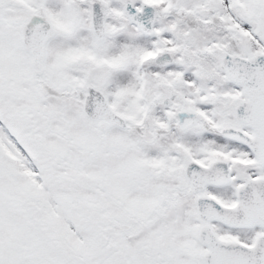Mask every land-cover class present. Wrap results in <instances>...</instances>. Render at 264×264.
I'll use <instances>...</instances> for the list:
<instances>
[{
  "label": "snow or ice",
  "instance_id": "1",
  "mask_svg": "<svg viewBox=\"0 0 264 264\" xmlns=\"http://www.w3.org/2000/svg\"><path fill=\"white\" fill-rule=\"evenodd\" d=\"M0 264H264V0H0Z\"/></svg>",
  "mask_w": 264,
  "mask_h": 264
}]
</instances>
